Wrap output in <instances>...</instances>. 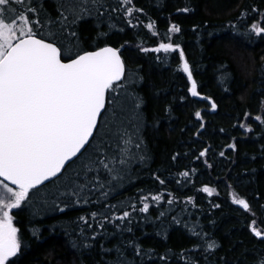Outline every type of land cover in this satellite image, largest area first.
Returning a JSON list of instances; mask_svg holds the SVG:
<instances>
[{"label":"trees","instance_id":"16d2710c","mask_svg":"<svg viewBox=\"0 0 264 264\" xmlns=\"http://www.w3.org/2000/svg\"><path fill=\"white\" fill-rule=\"evenodd\" d=\"M41 2L46 13L59 15L60 0ZM105 3L108 11L100 9L104 15L93 11L73 30L85 50L105 45L121 49L126 78L118 91L127 109L124 119L138 114L140 128L134 139L140 148L133 151L145 159L134 160L127 174L111 184L102 173L105 187L93 192L88 204L57 199V184L63 181L41 188L30 204L13 210L22 242L13 259L16 264H115L120 249L128 264H255L264 256V239L250 230L253 219L264 229V125L254 120L264 115V38L251 33L250 25L264 14V0H132L135 9H143L132 17L123 9L112 11L120 7L119 0ZM184 7L191 10L177 11ZM149 22L154 25L151 30ZM173 23L181 32L168 33ZM161 42L184 49L200 97L188 91L191 82L178 51L151 50ZM205 96L216 102L215 110ZM197 110L203 120L195 116ZM246 112L251 113L248 119ZM101 128L102 134L107 131ZM129 129L135 131L131 125ZM232 143L236 149L228 147ZM205 148L207 154L200 156ZM80 166V160L71 163L64 175L73 176ZM185 171L187 177L181 175ZM204 185L216 192L208 195L202 191ZM233 192L248 200L252 212L233 203ZM149 193L163 198L156 202L149 197V212L141 213L139 197ZM64 203L69 206L58 211L56 206ZM106 205L116 207L109 211ZM123 211L131 213L130 223L104 222L100 229L101 218H91L92 212L111 216ZM81 216L89 217L91 228L79 220ZM94 233L98 234L92 239ZM212 240L218 247L207 250L206 241ZM135 244L145 254L137 256ZM182 251L187 260L181 259ZM164 255L166 261L160 259Z\"/></svg>","mask_w":264,"mask_h":264},{"label":"snow or ice","instance_id":"6c2138e0","mask_svg":"<svg viewBox=\"0 0 264 264\" xmlns=\"http://www.w3.org/2000/svg\"><path fill=\"white\" fill-rule=\"evenodd\" d=\"M119 3L120 7L112 11L123 9L127 17H132L134 11L143 12V9H135L132 0H119ZM125 5L130 6L124 8ZM102 8L104 12L108 11L105 0H60L59 15L53 18L45 12L41 0H0V264H16L13 258L22 249L19 229L13 223V210L30 204L32 197L46 187V182L63 181L57 184V199L66 197L76 205L88 204L90 195L105 187L102 173L111 178L107 181L111 184L127 174L134 160L145 159L133 151L134 147L140 148L134 139L140 128L138 114L134 113L133 119H124L127 109L118 90L123 89L119 82L126 78V69L120 48L105 45L92 51L85 50L80 47L78 34L73 30L79 20L92 15L93 11L99 16L104 15L100 11ZM190 10L188 7L177 9L185 13ZM127 23L134 26L131 19ZM153 27V23L147 24L148 29ZM179 32V25H170L168 33ZM250 32L264 38V14L251 23ZM151 50L156 53L178 51L182 71L191 82L188 91L193 97L201 96L180 44L161 42ZM202 98L211 101L212 110L217 108L211 97ZM135 107L139 109L140 104ZM195 116L203 120L200 110ZM250 117L251 113L246 112L245 119ZM254 120L264 125V115H256ZM101 125L107 129L103 134ZM129 125L135 131H130ZM240 127L252 131L250 125L241 124ZM228 147L236 149L237 145L232 143ZM207 152L205 148L200 156ZM220 155L224 156V152ZM77 160L81 161L80 168L73 176L66 177V166ZM90 173L93 175L89 176ZM181 175L187 177L189 173L185 171ZM202 191L211 196L216 189L204 185ZM108 194L101 192L105 197ZM149 197L156 202L163 198L162 194L151 193L140 196L142 207L139 212H149ZM232 201L252 212L248 200L234 192ZM168 202L172 203L171 200ZM68 206L64 203L63 207H56L63 212ZM106 207L111 211L116 206ZM131 207L135 210V205ZM98 216L103 221L99 224L100 229L104 228V222H131L129 211L111 216L103 212L91 213L93 220ZM79 220L92 227L88 223L89 217L81 216ZM250 230L256 238L264 239V229L257 226L256 219L251 221ZM97 234L94 233L92 239ZM206 244L207 250L218 247L214 240L206 241ZM76 246L74 243L73 247ZM134 251L137 256L145 254L139 244H135ZM180 257L187 260L184 251ZM160 259L166 261L168 257L164 255ZM115 264H128L120 249H117ZM255 264H264V256L258 257Z\"/></svg>","mask_w":264,"mask_h":264},{"label":"water","instance_id":"95a60500","mask_svg":"<svg viewBox=\"0 0 264 264\" xmlns=\"http://www.w3.org/2000/svg\"><path fill=\"white\" fill-rule=\"evenodd\" d=\"M110 46H111V45H110ZM103 47H104V46H103ZM112 47H114V46H112ZM120 54H121V57H122L121 49H120ZM122 59H123V57H122ZM123 60H124V59H123ZM124 63H125V62H124ZM125 69H126V65H125ZM125 75H126V71H125ZM74 159H75V158H74ZM70 164H71V162L69 163V165H70ZM69 165H67L66 167H68ZM47 184H49V183L46 182V185H47Z\"/></svg>","mask_w":264,"mask_h":264}]
</instances>
